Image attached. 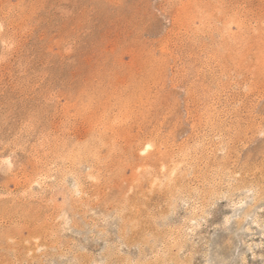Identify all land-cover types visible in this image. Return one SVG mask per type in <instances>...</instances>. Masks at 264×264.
<instances>
[{
	"label": "rangeland",
	"instance_id": "374dc122",
	"mask_svg": "<svg viewBox=\"0 0 264 264\" xmlns=\"http://www.w3.org/2000/svg\"><path fill=\"white\" fill-rule=\"evenodd\" d=\"M0 264H264V0H0Z\"/></svg>",
	"mask_w": 264,
	"mask_h": 264
}]
</instances>
